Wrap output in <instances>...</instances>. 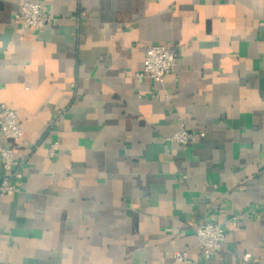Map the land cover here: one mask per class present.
Segmentation results:
<instances>
[{
  "label": "crops",
  "instance_id": "1",
  "mask_svg": "<svg viewBox=\"0 0 264 264\" xmlns=\"http://www.w3.org/2000/svg\"><path fill=\"white\" fill-rule=\"evenodd\" d=\"M24 2L52 23H15ZM152 45L177 53L162 85L134 78ZM0 103L23 129L0 264H264V0H0Z\"/></svg>",
  "mask_w": 264,
  "mask_h": 264
},
{
  "label": "built area",
  "instance_id": "2",
  "mask_svg": "<svg viewBox=\"0 0 264 264\" xmlns=\"http://www.w3.org/2000/svg\"><path fill=\"white\" fill-rule=\"evenodd\" d=\"M14 22L27 29L43 30L52 23V19L40 4L24 2L19 11L14 15ZM177 61V53L166 49L164 46L152 45L145 49L143 66L134 74L137 83L150 80L162 85L165 79L173 72ZM57 120V119H56ZM56 120L53 122L55 123ZM0 137L5 140L18 142L23 138V129L18 112L0 103ZM201 135L189 132L183 124L178 131L168 140L182 148L193 144ZM59 149V142H53L48 149L49 158H53ZM0 162L2 167V179L0 182V196H12L19 193L23 186V173L21 163L15 160L14 151L7 147L0 148ZM236 221V218H232ZM193 233L197 240V253L205 260L216 255L225 241V233L219 224L205 221L194 227ZM250 256H241V261L248 263ZM175 263H186L188 252H174Z\"/></svg>",
  "mask_w": 264,
  "mask_h": 264
}]
</instances>
